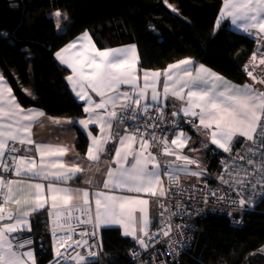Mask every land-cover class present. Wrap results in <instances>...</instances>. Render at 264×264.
Segmentation results:
<instances>
[{
    "label": "snow or ice",
    "instance_id": "obj_1",
    "mask_svg": "<svg viewBox=\"0 0 264 264\" xmlns=\"http://www.w3.org/2000/svg\"><path fill=\"white\" fill-rule=\"evenodd\" d=\"M55 15L59 17L60 13L57 12ZM221 17H231L233 24L243 21L242 26L245 31L255 29L259 33H264V0H224V11H222ZM69 49H76V51L71 55H65L64 53H67ZM55 55L62 64L71 69L73 74L67 76L66 79L75 91L76 97L88 105L83 109L88 114V119L78 121L84 128H87L89 123L101 122V128L104 125L111 128L112 121L118 118V114L115 110L107 111V106L112 105L114 109L121 99L131 100L132 103L123 105L129 110V115L121 114L120 122L123 123L125 119H137L134 106L141 105V101L146 99V93L150 87L152 89L151 102H159L160 93L157 92V84L161 73L159 71L150 73L145 70L143 86L138 84V57L134 45L100 51L93 50L91 46L77 49L76 42H73ZM255 57L254 53L253 59ZM260 63L264 64V59ZM190 64V60H182L178 64L168 67L165 71L166 80L163 84L164 98L170 94L172 97L184 101L185 106L181 111L184 116L191 118L188 123L196 127L198 122L204 130H211V143L217 145L224 152H231L232 141L237 135L245 137L252 144H255L256 138L259 137L261 146H264V123L261 122L264 120V93L254 91L248 85L240 87L224 83L220 77H216L210 82L202 74L203 66L196 75H193L192 69L181 67ZM248 75L251 76L252 73L249 72ZM260 82L264 83V81ZM121 85H130L135 95L130 96L128 92L117 91ZM185 89H187L186 96ZM8 91L10 92V89ZM113 91L116 92L115 95L105 98L108 92ZM89 92L101 97L100 102L93 100ZM149 106L148 102L144 103L142 110L146 113ZM98 109L105 111H97ZM172 115L176 116L177 113L173 112ZM40 116H43V113L21 111L18 104L11 98L5 101L3 93L0 92V168L7 173L14 172L16 177H22L29 181V183L17 182L5 179L0 175V195L4 196V202H13L17 205H20L21 196L25 192L34 198L33 204L18 209L15 215L8 213L5 216L4 208L0 207V222L11 221L0 223V264H25V258L35 264L31 251H19L31 241L17 240L11 234L30 231V212L45 208L47 197L44 182H47V193L51 200L50 207L58 210L51 213L55 218L53 220V235H55V226L61 221L63 224H71L75 219V223L78 225L81 223L79 216L88 213L91 209L88 190L58 186L66 185L68 181L73 180L77 174L84 171L80 167H65L62 157L67 149L51 144H36L33 141L30 130ZM160 118L157 117V119ZM150 127H154V125L145 124V128ZM258 128L259 133H257ZM138 136L139 140H137ZM189 139L190 137L181 132L176 139L171 141V144L179 148ZM148 140L160 141L161 144H164L163 138L154 134H150ZM148 140L141 136L139 127H137L132 133L126 132L120 136L118 144L113 145L114 155L109 159L116 167L106 169L107 178L102 184V189L122 194L110 195L103 190L93 193L96 219L117 225L126 220L132 222L134 221L133 213L139 207V210L145 215L144 223L147 224L144 206L148 204V200L123 193L157 195L156 186L160 183L162 171L155 156L145 155V150L149 146ZM9 141L12 142L11 145ZM106 143L107 141L93 138L86 153L87 159L99 163ZM17 144L24 147L25 152L20 155H11L21 151L16 146ZM31 145H35L34 151L28 147ZM249 151L251 152L252 149L249 148ZM6 152L9 157H6ZM34 152L39 153V162H37ZM164 153L175 155L167 146L164 147ZM130 157L131 162H129ZM175 159L185 160L189 164L193 163L187 157L179 155H175ZM239 159L252 166V172H249L248 168L243 165L234 167L232 171L237 172L235 178L237 184L245 185L253 181L264 183V153L259 161V168L256 167V161L251 156H240ZM150 164L153 165L152 168L149 167ZM181 167L178 165L177 169ZM168 168L170 166H165L166 170ZM240 172L251 179H241ZM196 174L193 173V175ZM256 176H259L260 180H256ZM35 180L42 182L31 183ZM223 182L228 183L227 180ZM13 184L17 185L16 189L12 187ZM94 186L98 189L101 188V185ZM158 195L162 197L165 192L161 190ZM74 196H79L81 203L73 204ZM244 202L243 199L240 201L242 205ZM73 213L77 214L75 218ZM69 231L72 229L69 228ZM85 234L82 233V235ZM69 239H71V235H61L60 246L62 247ZM83 243L86 244L87 241H83ZM140 243L143 245L144 241L140 240ZM80 244V241H76L74 245H68V247H79ZM63 255L59 251L56 252L57 257H63ZM72 259L77 264H83L85 257L77 253Z\"/></svg>",
    "mask_w": 264,
    "mask_h": 264
},
{
    "label": "trees",
    "instance_id": "obj_2",
    "mask_svg": "<svg viewBox=\"0 0 264 264\" xmlns=\"http://www.w3.org/2000/svg\"><path fill=\"white\" fill-rule=\"evenodd\" d=\"M222 5V0H0V69L23 107L75 119L85 116L84 108L67 82L70 70L55 54L85 32L100 50L135 44L143 69L164 70L191 58L236 84L249 83L244 66L257 42L232 30L221 18ZM57 12L66 15L60 30ZM77 131L84 155L88 138ZM242 144L238 140L231 152ZM228 154L209 147L206 170L220 171ZM237 217L204 218L180 264H264V195L239 227L231 223ZM47 219V211L35 213L31 230L21 233L33 238L37 264L55 258ZM101 236L100 257L83 264H132L127 252L136 241L116 227L103 228Z\"/></svg>",
    "mask_w": 264,
    "mask_h": 264
},
{
    "label": "built area",
    "instance_id": "obj_3",
    "mask_svg": "<svg viewBox=\"0 0 264 264\" xmlns=\"http://www.w3.org/2000/svg\"><path fill=\"white\" fill-rule=\"evenodd\" d=\"M257 49L254 51L255 59H253V53L244 66V71L254 87L264 85L260 82L264 81V64L260 63L264 59V51ZM249 72L252 73L251 76L248 75ZM129 103L132 102L126 104ZM112 110L117 112L118 118L121 114L129 115V110L123 106ZM134 111L137 113V119H125L122 124L130 133L139 127L140 134L145 139H148L150 134L163 138L164 144H161L160 141L152 142L151 154L161 165L164 175L171 176L165 187V195L160 196L157 201L156 226L140 239L144 241L143 245L140 241L136 242L129 248L127 254L132 264H180L193 248L196 234L200 228L199 223L204 218L210 215H224L232 218L237 214L238 217L234 218L231 223L239 227L243 224L245 215L256 209L264 195V183L253 181L239 185L235 179L237 172L232 169L243 165L248 168L249 172H252V166L240 160V156H251L256 161V167L259 168L264 146H261L260 138L257 137L255 144L251 143L245 148L242 144L229 153L221 170L215 175H201L197 177L194 184L180 182L176 176V169L178 165L183 168V162L166 155L164 147L167 146L171 150L169 139L175 132L194 128L188 123L191 118L171 111L164 104L148 108L146 113L134 106ZM173 112L177 115L173 116ZM157 117L161 118L157 119ZM145 124H151L154 127L145 128ZM249 148L252 149L251 152ZM165 166H170V168L166 170ZM13 174L14 172L6 173V178L9 179ZM239 177L244 180L251 179L243 172L239 173ZM255 179L260 180V177L256 176ZM224 180H227L228 183H224ZM242 199L245 201L243 205L240 203ZM52 212L48 215V231L52 240L58 234L67 233L71 235L69 245H74L76 241H80L81 244L79 247H64L61 250V253L64 254L63 257L55 256L51 264H77L72 259L77 253L85 257L83 263L100 257L102 252L101 235L94 224L88 220V213L79 216L81 223L78 225L75 223V219L71 224H63L61 221L55 226V235H53V220L55 218L51 215ZM72 215L75 218L77 214L73 213ZM69 228L72 231H69ZM82 233L86 234L82 235ZM83 241H87V243L85 244Z\"/></svg>",
    "mask_w": 264,
    "mask_h": 264
},
{
    "label": "crops",
    "instance_id": "obj_4",
    "mask_svg": "<svg viewBox=\"0 0 264 264\" xmlns=\"http://www.w3.org/2000/svg\"><path fill=\"white\" fill-rule=\"evenodd\" d=\"M222 1H223V5H222L221 13H222V11H224V0H222ZM222 19L226 20L230 23V26H231L233 31L240 33V34L248 35V36L254 38L256 40L257 44H261V46L264 48V33H259V31L255 30V29H249L248 31H245L243 29V26H242L244 23L243 21H238L236 24H233L231 21V17H223ZM73 42H76L77 49H81L83 46H91L93 48V50H100L97 47V45L95 44V41L89 32H85V33L81 34L79 37L72 40L69 44H67L62 49L67 48V46L72 44ZM133 45L136 48V53H137V57H138V64H137L138 84L142 87L143 86V72L145 70H148V69H143L140 66L141 61H140V54H139L138 47L135 44H128L125 46H120V47H115V48L130 47ZM115 48H111V49H115ZM61 50H59V51H61ZM105 50H107V49H105ZM75 51H76V49H69L68 52L64 53V54L65 55H71ZM100 51H103V50H100ZM56 59H57V57H56ZM182 60H190L191 61L190 65H186V66L182 65L181 67L182 68L188 67V68L192 69L193 75H196L198 72H200V68H201V66H203L204 72L202 74L210 82L215 80L216 77H220V78H222V81L224 83L231 84L233 86H240V87L248 85V86H251L254 91L264 93V87L263 86H259L258 88H256L251 83L236 84V83L228 80L227 78L223 77L222 75L218 74L217 72L213 71L212 69L208 68L207 66L197 63L195 60H193L191 58H184V59L176 61L170 65L178 64ZM57 61L61 65L68 68L71 72V69L67 65L62 64L58 59H57ZM169 66H167L164 70H148L150 73L154 72V71H159L161 73V76L159 77V83L157 84V92L160 93V99H159V102H151L150 98L152 95V89L150 87L147 90L146 99L141 101V105L136 106L138 109L142 110V106L146 102H148L150 104L149 108H154L157 105H163L164 104L171 111H176L180 115L184 116L182 111H181V109L185 106L184 101L176 99V98L172 97L170 94L167 98H164V96H163V84L166 80L165 71L168 69ZM72 74L73 73L71 72L70 75H72ZM68 84H69V82H68ZM69 87H70L72 93L74 94L75 98L77 99V101L83 105V108L87 107L88 105L85 101L79 100L76 97L75 91L71 88L70 84H69ZM9 89H10V92L8 91ZM117 91L128 92L130 96L135 95V93H133L130 85H121ZM0 92L3 93V98L5 101L8 100L9 98H11L16 104H18L19 109L23 112L31 111L32 113H43V116L38 117V119L34 122L33 126L31 127L30 134H31L33 141H35L36 144H51L53 146H61V147L66 148L67 151H66L65 155L62 157V160H63L65 167H80L81 169L84 170L82 173L77 174L76 178L68 181L66 185H58V186L69 187L72 189H86L89 191V203H90L91 209L88 212V220L92 224H94V226L96 227V229L100 233V235H101V231L103 228L116 227V228L120 229V231L124 237H128L131 240L139 242L140 239L143 238V236H146L145 233L148 234L149 232H151L153 230V228L157 224V201H158V198L160 197L158 195V193L161 190H163L165 192L166 184L169 180V177L171 176V175H164L163 172H162V175L160 177V183L156 186V192H157L156 196H153V195L148 194V193H139V194L123 193L126 195L137 196L140 199L148 200V204L146 206H144L145 211H146V219H147L146 225L144 223L145 215H144V213H142L139 210V207H137L136 211L133 213L134 221H132V222H129L126 220L125 222L117 225V224H110V223L100 221V220L96 219V217H95V211H94L95 210V196L93 195V193H95L98 190H103L110 195L111 194H117V195L122 194L119 192H113L111 190L102 189V184L107 178L106 169L116 167V165L113 164L112 161L109 159L110 156L114 155L113 145L118 144V140H119L120 136H123L124 134H126V132L130 133L126 129V127L120 122L119 118L113 119L111 128H109L107 125H104L103 128H101L102 122L101 123H95V124L89 123L88 127L84 128L82 125H80L78 123V121L88 119V114L86 112H84L85 116L83 118H80V119L60 118V117L50 116L47 113H45L43 110H40V109L23 107L19 103L17 97L15 96L13 88L11 87L9 82L6 80V78L4 77L1 69H0ZM186 93H187V89L184 90L185 96H186ZM115 94H116V92H114V91L108 92L106 94L105 98H107V96H113ZM89 95H91L93 100H95L96 102H100L101 97L97 96L95 93L89 92ZM127 102H132V101L128 100V99H121L115 105L114 108L123 106ZM112 109H113V106L108 105L106 110L111 111ZM97 111H105V110L98 109ZM105 119H107V117H105ZM261 122L264 123V120H262ZM78 128H80L86 134V136L88 138V148L91 146L93 138L101 139L102 141H107V143L105 144V151L101 155L99 163H95V162H92V161L87 159L86 153L88 151V148H87V151L84 155L79 153V150H78L79 139H78V133H77ZM181 132H183L185 135L190 137V139L187 140V142L183 146L177 148L176 145L171 144V141L173 139H176L177 136ZM257 133H259V128L257 129ZM139 139H140V137H137V140H139ZM146 140H148V139H146ZM238 140L244 141V148L248 147L252 143L250 141H247V139L245 137H241V136L237 135L236 137H234V139L232 141L231 149ZM11 143L12 142L9 141L10 145H11ZM148 144H149V146L145 150V155H149V154L152 155L151 154V149L153 148L152 141L148 140ZM169 144H170L171 151L173 153H175V155L187 157L189 160L193 161V163L189 164L185 160H180L183 162V168L176 169L177 170L176 176H177L178 180L180 182L189 183V184H192V183L194 184L197 180V177H199L201 175L210 174V172H208L206 170V166H205V163L203 160L204 154L206 153V151L209 147L215 146L219 150L223 151L217 145H214L211 143V130H207V131L204 130L201 126H199L198 122H197V126L194 128H191V129L188 128V129H185L184 131L175 132L170 137ZM16 146L18 148H20L21 151L18 153H12L11 155H20V154L25 152L24 147L20 146L19 144H17ZM28 147H31L33 149V151L35 149V145H31ZM225 153H228V152H225ZM229 153H231V152H229ZM175 155H170V158H175ZM34 156L37 159V162H39V153L34 152ZM6 157H9V154L7 152H6ZM46 159H48V158H46ZM10 162L11 161L9 158V163ZM129 162H131V157L129 158ZM149 167L152 168L153 165L150 164ZM6 173L7 172H4L3 169L0 168V175H2L5 179H7ZM193 173H197V174L193 175ZM211 174L215 175V173H211ZM9 180H15L17 182L29 183V181H27L25 178L16 177L15 173L10 176ZM36 182H42V181H39V180L31 181V183H36ZM44 183H45V194L47 197V204H46L45 208H43V209H40V210L34 211V212H30V214H29L30 230H31V218L35 213L40 212V211H47V214L49 215L50 212L56 211L55 209H52L50 207L51 200H50V197H48V193H47V186H46L47 182H44ZM94 185H101V188L98 189ZM12 187L14 189H16L17 185L13 184ZM5 191H6V189H5ZM33 203H34V198L31 196H28L26 192L23 196H21L20 205H17L13 202H4V196L0 195V207L4 208V210H5L4 215L5 216H7V214L10 212H12L13 215H15L17 213L18 209H20L22 207H27ZM72 203L73 204L81 203L80 197L74 196ZM9 222H11V221L5 220V221L0 222V223H9ZM24 232H29V231H22L19 233H13L11 235L15 236L17 240H30L31 241L30 244H27L24 248L19 249V251L20 252L31 251L33 253L35 264H37V256H36V248L34 245V240H33V238H31L29 236H22L21 233H24ZM126 233H128V234H126ZM61 235L68 236L69 234H67V233L58 234L52 240L53 252H54L55 256H56L57 251L61 252V250L64 247L68 246L70 243V239L66 240L64 245L61 247L60 246ZM101 240H102V236H101ZM55 245H56V249L54 248ZM25 264H32V262H31V260L25 258Z\"/></svg>",
    "mask_w": 264,
    "mask_h": 264
},
{
    "label": "rangeland",
    "instance_id": "obj_5",
    "mask_svg": "<svg viewBox=\"0 0 264 264\" xmlns=\"http://www.w3.org/2000/svg\"><path fill=\"white\" fill-rule=\"evenodd\" d=\"M173 8H175V7H173ZM60 13V16L59 17H57L55 14H53L54 15V18L56 19V22H58L57 23V26H58V29L60 30L61 28H62V26H63V18L65 17L66 18V15L64 14V13H61V12H59ZM258 47H260L261 49H257V50H262V51H264V48L261 46V44H257L256 45V48H258ZM261 59H262V57H261ZM261 84V83H260ZM259 86H263V85H259ZM259 86H257L256 88H258ZM264 87V86H263ZM55 249H56V245H55V247H54Z\"/></svg>",
    "mask_w": 264,
    "mask_h": 264
},
{
    "label": "clouds",
    "instance_id": "obj_6",
    "mask_svg": "<svg viewBox=\"0 0 264 264\" xmlns=\"http://www.w3.org/2000/svg\"><path fill=\"white\" fill-rule=\"evenodd\" d=\"M257 49V48H256ZM256 51V50H255ZM249 83H251V81L249 80ZM264 86V85H263Z\"/></svg>",
    "mask_w": 264,
    "mask_h": 264
},
{
    "label": "water",
    "instance_id": "obj_7",
    "mask_svg": "<svg viewBox=\"0 0 264 264\" xmlns=\"http://www.w3.org/2000/svg\"><path fill=\"white\" fill-rule=\"evenodd\" d=\"M10 213H12V212H10ZM13 214V213H12Z\"/></svg>",
    "mask_w": 264,
    "mask_h": 264
}]
</instances>
